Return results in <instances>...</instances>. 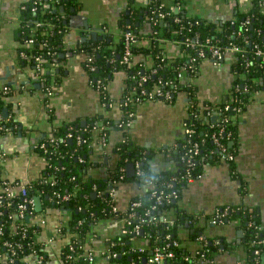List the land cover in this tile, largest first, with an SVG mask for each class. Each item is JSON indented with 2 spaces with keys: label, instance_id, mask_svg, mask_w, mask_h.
Masks as SVG:
<instances>
[{
  "label": "trees",
  "instance_id": "obj_1",
  "mask_svg": "<svg viewBox=\"0 0 264 264\" xmlns=\"http://www.w3.org/2000/svg\"><path fill=\"white\" fill-rule=\"evenodd\" d=\"M175 1L185 2V0ZM250 1L249 10H237L232 18L223 22H214L189 15L184 7L179 8L178 11H171L172 8L167 7L164 0H148V4L144 8L145 15L144 13L134 15L133 12V16L139 22L148 20L151 26L148 32L140 33L137 27L132 26L131 21L128 23L126 18L121 20L122 30L131 29L138 37V40L132 45V49L134 54L141 53L144 58L137 59L136 62L134 55L130 63L119 61L124 50L123 35L116 42L108 41V38L89 37L81 43L86 56L83 61L84 68L94 87L100 92L103 104L111 101V95L107 88L97 86L98 79H101L102 83L106 85L111 79L113 71L123 68L128 74L125 78L123 92V96L128 97V102L125 103L124 99L121 100V106L125 113L123 119H134L138 104L150 99L148 94H141L142 88L152 90L156 86H161L164 91L171 90L175 95L179 90H187L190 91L189 104L192 106L189 108L186 121L188 126L194 128V131L191 134H186L183 143L173 153L179 163L177 167L161 171L152 169L151 153L145 146L135 142L127 131L112 146L104 145L101 139L104 137L103 142H108L110 126L119 127L118 123L107 119L102 123L94 122L86 126H81L78 121L67 122L52 128L50 135L38 141V143L45 142L46 151L39 144L35 149L45 156L47 162L41 175L28 184V192L30 195H40L44 199V206H59L70 216L60 229L63 237H68L61 249L63 264H97V255L92 260L87 256L88 242L96 235L102 223L109 219L123 220L131 213H134V216L130 218L131 222L124 223L126 232L117 233L106 239L107 248H109L106 250L118 252L117 256L108 257L110 264H154L150 263L148 258L153 253L155 246L163 247L164 251H174V256L166 258L161 264H196L200 252L193 253L178 236L180 224L184 223L183 221L186 219L193 228L192 238L196 239L203 234L201 230L204 228V224L198 223L196 216L191 215L187 218V214L178 205L182 185L187 183L186 164L182 156L194 142L200 144L196 164L191 169V174L194 177L198 176L202 171L204 161L222 158L213 139V134H219L221 126H225L221 139L234 157L224 159L230 163L233 170L235 169L237 136L235 117L237 114L231 108L226 110L225 106L227 104L234 106L242 102L244 109L252 93L264 88V65L255 54L256 44L264 47V0ZM80 8V0H25L21 4L18 31L25 44L21 52L23 51V58L30 62V66L36 67L40 63L41 68L36 72L40 75L44 88L51 86L52 82L55 85L58 82L56 68L62 66L59 64L63 59L60 52L64 50V36L69 29L68 20L70 15L79 11ZM158 10H170L171 14L161 18L157 15ZM141 15L145 18H141ZM247 19L250 22L245 25ZM38 22L41 24H37ZM143 36H146L147 43L142 42L141 37ZM195 36H198L199 40L193 46L191 42ZM30 38L34 40L29 46L27 42ZM187 38L190 39L189 44H187ZM175 40L181 41L180 53L176 56H169L167 54L168 41ZM206 40L210 44L222 47L230 42H235L243 44L246 49L244 55L236 53L233 69L237 73V79L232 97L219 102L200 99L197 95V85L194 82L188 83L177 76L182 65L193 56L197 58V69L195 72L187 74L191 77L198 74L200 63L204 59L199 57L198 50L201 42L204 43ZM110 43H114V45L109 46ZM90 54L94 58L92 63L96 65L93 71L90 70L87 60V56ZM37 55L41 56L40 61H36ZM147 59L151 60L152 64L145 67L144 62ZM54 62H58V65L52 73ZM143 75L148 76L146 81L141 79ZM237 84L240 85L238 90L236 89ZM6 85L10 87V91L4 93L3 85L0 84V113L4 108L5 97L11 94L13 89L12 85L7 83ZM242 85H245L247 90L245 87H241ZM235 97H238L237 99L241 102L235 101ZM157 99L170 101V98L167 99L163 96ZM210 110L217 111L220 114L219 118L208 119ZM130 111H133L134 114L129 116ZM223 117H227V120H224ZM3 124L7 123L0 119V134L4 133L1 127ZM231 140L234 143L230 146ZM107 150H110L114 157L109 175L107 178L96 176L89 168L93 169L104 165L102 158ZM131 161L134 164L136 161L139 162L140 172L138 173L135 168L134 175L127 176L126 165ZM2 173L0 168V194L2 180H9V178H4ZM122 174H124L123 178ZM125 180H131L140 186L148 184L149 187L131 197L126 208H121L117 204L116 198H112L109 190L113 184L117 191L119 184ZM150 183L153 185L150 186ZM173 190L177 192V196H168ZM57 192L68 194L69 198L58 201ZM159 195L162 196L161 200H158ZM134 202H138V204H134ZM115 204L118 206L117 211L112 210ZM171 210L174 211L175 217L170 216L169 211ZM238 211L244 221V242L249 251L251 264H254V249L258 245L252 244V240L264 238V232L259 226V216L255 210L241 207L240 210L237 209L230 215ZM154 216L158 217L156 221H154ZM14 217L15 214H11L4 204H0V225L3 227V231L0 233V254L5 256L4 254L7 252V249L4 250L6 240L21 241L23 244L17 250L16 256L19 261L26 262L32 256L40 255H43L41 262L46 261L49 255L40 239L41 226L37 222L25 220L26 223H22L19 228L13 230L9 224ZM136 224L140 225V230L144 231L143 234L140 233L141 231L136 233L134 230ZM24 226L28 228L25 232ZM141 237L147 240L146 243L140 244L142 248L136 246L134 242L135 239H141ZM205 237V240H200L199 251L205 252L208 256L209 253L221 246L223 240L219 237ZM217 239H220L221 242L216 243ZM174 241H177V244ZM259 247L262 248L263 254L264 244ZM103 256L107 257V254L105 253ZM0 264H6V259L0 257Z\"/></svg>",
  "mask_w": 264,
  "mask_h": 264
},
{
  "label": "crops",
  "instance_id": "obj_2",
  "mask_svg": "<svg viewBox=\"0 0 264 264\" xmlns=\"http://www.w3.org/2000/svg\"><path fill=\"white\" fill-rule=\"evenodd\" d=\"M23 1L25 0H0V84L13 86L12 93L5 97L0 115L11 117L18 125L10 132L0 134V150L5 153L3 176L24 182L38 178L46 161L35 149L36 144L50 135L52 128L73 121L86 126L94 122L102 123L105 119L118 123L120 128L110 126L108 142H103L104 137L101 139L104 145L112 146L127 131L135 142L145 146L151 153L152 169H175L179 163L173 153L178 150L187 134L186 120L192 106L189 104L190 91L179 90L170 101L149 99L140 103L131 123L121 125L125 114L121 100L126 99L123 96L125 78L128 75L126 69L118 68L113 71L106 84L111 101L103 104L100 92L94 87L83 64L86 56L81 43L89 37L94 38L88 26L99 28V35L104 34L103 38L113 42L118 41L122 35V18H126L128 23L131 21L132 26L137 27L140 33L148 32L151 29L148 20L141 23L133 16V12L134 15H145L144 8L148 0H80V10L70 15L68 20L69 29L64 36V50L60 52L63 59L59 64L62 66L56 68L58 82L52 94L44 88L40 75L30 66V62L25 61L24 53L21 52L25 44L19 36L18 27ZM164 2L172 10H179L175 0ZM250 6V0H185L182 4L189 15L214 22L230 19L237 10L247 11ZM141 38L142 42L147 43L146 36ZM113 45L114 43L109 44ZM179 53V47L168 41L167 54L176 56ZM141 58H144L141 53L134 54L135 62ZM235 58L233 53H227L219 62L205 58L200 63L196 76L186 74L183 79L197 85L200 99L210 102L225 100L232 97L237 79V73L233 69ZM151 64L148 59L144 62L145 67ZM213 112L217 111L210 110L208 119L217 118ZM236 117L235 169L224 158L204 161L201 173L193 181L182 185L178 205L187 214V218L196 216L198 223L204 224L201 230L204 237H219L223 240L221 246L209 253L210 255L198 256L196 264H251L244 242L243 218L239 211L230 215L241 207L256 211L259 226L264 232V88L252 93L245 108ZM233 143L231 140L230 146ZM112 154L107 150L102 158L104 165L93 169L90 167V171L96 176L107 178L113 165ZM148 187V184L140 186L131 180L122 181L116 191L117 204L126 208L131 197ZM40 202L43 208L44 199L41 198ZM226 209V215L220 221H211L217 217L218 211ZM60 210L47 208L44 216L40 214L31 220L41 226V240L55 235L58 225L70 218L63 209ZM169 214L175 217L173 210ZM183 222L178 229V236L188 249L198 253L200 239L192 238L193 228L187 219ZM124 223V219L105 221L88 242V249H94L98 253L97 264H110L107 257L101 256L107 248L106 239L124 232ZM67 240L68 237L63 236L56 238L46 248L49 255L46 261L36 260L34 256L28 261L31 264H63L61 247ZM134 242L140 245L147 240L141 237ZM261 264H264V252Z\"/></svg>",
  "mask_w": 264,
  "mask_h": 264
},
{
  "label": "built area",
  "instance_id": "obj_3",
  "mask_svg": "<svg viewBox=\"0 0 264 264\" xmlns=\"http://www.w3.org/2000/svg\"><path fill=\"white\" fill-rule=\"evenodd\" d=\"M58 1V0H56ZM182 1H176V6L178 8L182 7ZM172 11V9H171ZM171 11H162V10H158L157 15L161 18H164L167 14H171ZM178 19V18H176ZM250 20H246L245 21V25L249 24ZM37 24H41V22H38ZM122 35L124 37L123 42H124V50L123 53L121 55V57L119 58V61L121 63H130L134 52L132 49V45L138 40L137 35L131 30V29H127L122 30ZM33 38H30L29 41L27 42V44L30 46L33 43ZM198 36H195L192 39L191 44L194 46L196 44V42L198 43ZM248 41V39H247ZM175 43L176 46L180 47L181 46V41L180 40H175L172 41ZM190 43V39L187 38V44ZM246 52V49L244 47L243 44H238L235 42H230L228 45L222 47L219 45H215V44H210L208 40H206L204 43L201 42L200 44V48L198 50V55L201 58H211L213 59L215 62H219L221 60H223V58L226 56L227 53H233L236 57V53H242V55H244ZM255 54L258 56L259 59H261L262 64L264 65V47H262L261 45L256 44L255 45ZM36 61H40L41 60V56L37 55L35 57ZM87 60L89 61V68L91 71L95 70L96 65H94L92 62L94 60L93 55L90 54L87 56ZM197 58L195 56L191 57L188 61H186L183 65L180 71L177 72V76L180 78H183L187 73H191V72H195L197 69V62H196ZM58 65V62H54L52 65V69L51 72L54 73V68ZM40 63H38L36 65V67H34L35 71H37L38 69H40ZM155 71V70H154ZM148 78L147 75H143L142 76V80L146 81ZM55 83L52 82L51 86L46 87L45 89L47 90V92L49 94H52L55 88ZM97 86L100 87H104L106 88V85L102 83L101 79H98L97 81ZM241 87H245V85H242ZM240 88V85L237 84L236 85V89L238 90ZM3 92L7 93L10 91V87L6 84H4L2 86ZM245 90H247V88L245 87ZM141 94H148L150 99H157L160 97H165L167 99L171 98L173 96V92L171 90H167L164 91L161 86H156L154 89L152 90H147L146 88H142L141 89ZM238 97H235V101H240L237 99ZM124 102L127 103L128 102V97H126V99H124ZM241 102V101H240ZM243 103H239L236 104L234 106H230V104H227L225 106V109H232L236 114L240 113L243 110ZM217 115V118H219L220 114L218 112H213ZM212 113V114H213ZM130 115H133L134 112L130 111L129 113ZM211 114V113H210ZM0 119H3L4 121H6L7 124H3L1 127L3 129V132H10L11 130L14 129V127H17V122L14 121L13 119H11V117H3L2 115H0ZM215 119V120H216ZM224 120H227V117H223ZM131 119H124L121 123V125H129L131 123ZM187 133L191 134L194 131V128L192 126H188L187 125ZM225 131V126H221L219 134L214 133L213 134V139L215 141V143L217 144L219 150H220V155L222 156V158H230L232 159L234 157L233 154H231V152L229 151V149L227 148V146L224 144L223 140L221 139V135L222 132ZM230 134V133H228ZM71 135V134H70ZM54 140V139H52ZM39 146L41 148H45V142H39L36 144V146ZM46 151V148H45ZM200 151V144L198 142H194L183 154L182 159L186 164V173H185V178L187 182L193 181L194 180V176L191 174V169L194 168L195 164H196V158L197 155L199 154ZM41 157L47 162L46 158L44 155L40 154ZM5 158V153L3 152V150H0V168L2 169V164H3V159ZM135 168L137 170V172H140V165L139 162L136 161L135 164ZM3 176V174H1ZM4 177V176H3ZM121 177H124V174L121 175ZM5 178V177H4ZM30 182H24L21 180H16V179H9V180H2L1 182V194H0V204H4L5 207H7L11 214H15V217L12 218L9 226L11 229L16 230L17 228H19L21 226L22 223H26V221L30 222L33 218H35L36 216H39L40 214L42 216L43 213L45 212V210L47 208H50L49 206H43V208L41 210H37V206H36V195H30L28 192V184ZM153 185V183H150V186ZM110 195L112 196L113 199H115L116 196V187L113 186V184H111L110 186V190H109ZM153 193H156V191H153ZM57 197H58V201L62 200V199H67L69 198L68 194H62L60 192H57ZM40 198H42L40 195H37ZM168 196H177V192L175 190H173ZM162 196H158V200H161ZM134 204H138V202H134ZM53 208H58L59 211H61L60 209H62L59 206H55ZM112 210L117 211L118 210V206L115 204L112 207ZM228 209H226L225 211H218L216 214V218L214 217L211 221L212 222H217L220 221L227 212ZM134 216V213H131L127 218H125V223H130V218H132ZM12 217V215H11ZM158 217L154 216V221L157 220ZM163 219V217H161ZM219 218V219H218ZM165 219V218H164ZM40 221V220H39ZM40 223V222H39ZM41 224V223H40ZM63 221L58 225V229L56 231V234L53 236H49L48 238H46L45 240H42V243L44 244V246L46 248H48L52 242L56 239V238H60L63 235L60 233V229L61 226H63ZM27 226H24L23 230L24 232L27 230ZM134 230L136 231V233H139L140 230V225L136 224L134 226ZM3 231V227L2 225H0V233H2ZM124 232H126V229H124ZM169 236V235H168ZM206 237H204L203 234L199 235L200 240H205ZM41 239V238H40ZM221 241L219 239L216 240V243H220ZM175 244H177V241H174ZM22 242L21 241H11V240H6L4 242V250L7 249L6 254H4L5 256H3V254H0L1 258L6 259V264H31L27 259V261H19L17 256V250L22 247ZM252 244L254 245H258L257 247H255L254 249V254H255V259H254V264H261V255H262V248L259 247V245L264 244V238L261 239H253L252 240ZM136 246H140L139 244H135ZM63 247V245H62ZM61 247V249H62ZM108 247V246H107ZM140 248H142L140 246ZM109 250V248H106ZM108 250H104L102 253V257L103 255H105V253L107 254V258L108 257H115L117 256L118 252L117 251H108ZM108 251V252H107ZM200 252L199 256H207L205 252ZM122 253H124V251H122ZM96 255L98 256V253H96V250L94 249H90L88 250L87 256L92 260L94 257H96ZM174 256V251L173 250H166L164 251L163 247L160 246H155L153 248V253L149 256L148 261L150 263H154V264H161L162 262L165 261L166 258L172 257ZM36 260L41 261L43 258V255H40L38 257H35ZM198 258V257H197Z\"/></svg>",
  "mask_w": 264,
  "mask_h": 264
},
{
  "label": "water",
  "instance_id": "obj_4",
  "mask_svg": "<svg viewBox=\"0 0 264 264\" xmlns=\"http://www.w3.org/2000/svg\"><path fill=\"white\" fill-rule=\"evenodd\" d=\"M88 28L90 29V33L92 34V36L94 37V39H97V38L102 39L104 37V34H100L99 35V30H100L99 28H94V27L90 28L89 26H88ZM61 55H63V54H61ZM118 57H120V56L118 55ZM126 167H127L126 168L127 169V176H133L134 173H135L134 163L132 161L131 162H128L127 165H126ZM36 199H37V201H36L37 210H41L42 209V206L40 205L41 204V202H40L41 198L39 196H36ZM140 233L143 234L144 231L141 230Z\"/></svg>",
  "mask_w": 264,
  "mask_h": 264
}]
</instances>
